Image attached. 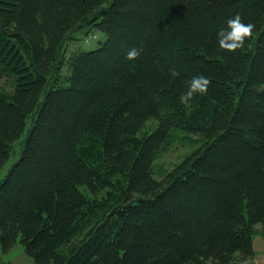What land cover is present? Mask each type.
Wrapping results in <instances>:
<instances>
[{
	"label": "trees",
	"instance_id": "obj_1",
	"mask_svg": "<svg viewBox=\"0 0 264 264\" xmlns=\"http://www.w3.org/2000/svg\"><path fill=\"white\" fill-rule=\"evenodd\" d=\"M237 14L254 28L229 52L218 32ZM77 30L105 39L71 54L57 85ZM0 65L16 78L10 96L0 93V168L36 109L0 179L2 251L19 239L35 264L252 257L255 226L264 231V0H0ZM197 75L207 91L182 102ZM172 128L203 143L154 179ZM87 140H98L99 159L79 153Z\"/></svg>",
	"mask_w": 264,
	"mask_h": 264
},
{
	"label": "rangeland",
	"instance_id": "obj_2",
	"mask_svg": "<svg viewBox=\"0 0 264 264\" xmlns=\"http://www.w3.org/2000/svg\"><path fill=\"white\" fill-rule=\"evenodd\" d=\"M76 38L66 42L64 49V62L60 68V75L56 84L64 85L67 81L66 77L69 73L68 59L74 52L85 49L97 48L105 39V34L96 30L90 31L86 36L80 31L73 32ZM16 78L9 71L0 65V93L4 96H10L15 87ZM48 86V85H47ZM41 98V97H40ZM36 109L32 111L26 118L24 129L18 139L12 143V151L7 161L0 168V179L3 178L12 164L18 159L25 138L31 128ZM155 125V121L148 119L140 131L141 135H145ZM96 139V138H95ZM203 139L196 134L187 132L179 128H172L171 134L162 144L152 163L151 174L154 179H161L168 171L178 165L183 159L191 154L195 149L201 146ZM79 153L86 158L99 159L100 144L98 140H87L79 144ZM111 181L118 185L123 177L121 175H113ZM105 192L97 193V197H103ZM106 204L103 203L101 209L97 207L95 211H91L88 222L79 221L76 225H89L98 217L99 210H105ZM256 231L252 234L253 255L244 261L235 260L232 264H264V231L260 225L255 226ZM73 234L77 239L81 238L78 226L73 229ZM0 264H35L32 258L24 252L23 246L19 239H16L14 245L8 251H2L0 247ZM194 264V263H186Z\"/></svg>",
	"mask_w": 264,
	"mask_h": 264
},
{
	"label": "clouds",
	"instance_id": "obj_3",
	"mask_svg": "<svg viewBox=\"0 0 264 264\" xmlns=\"http://www.w3.org/2000/svg\"><path fill=\"white\" fill-rule=\"evenodd\" d=\"M253 28V24L244 23L242 22L239 14L235 15L234 17L228 19L226 28H221L219 30V46L229 52L242 48L246 42V38L252 35ZM138 55L139 51L136 48H132L127 53V56L130 59L135 58ZM173 75H178V73L174 71ZM209 83L210 81L206 76L197 75L193 77L189 85V90L181 95V101L187 103L195 93L206 92Z\"/></svg>",
	"mask_w": 264,
	"mask_h": 264
}]
</instances>
